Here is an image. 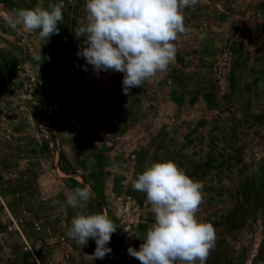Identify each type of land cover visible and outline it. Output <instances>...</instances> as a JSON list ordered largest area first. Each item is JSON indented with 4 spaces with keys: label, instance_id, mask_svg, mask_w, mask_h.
<instances>
[{
    "label": "rangeland",
    "instance_id": "374dc122",
    "mask_svg": "<svg viewBox=\"0 0 264 264\" xmlns=\"http://www.w3.org/2000/svg\"><path fill=\"white\" fill-rule=\"evenodd\" d=\"M59 0H0V264H140L154 223L132 187L171 160L203 185L197 218L216 231L206 264H264V0H198L165 72L122 92L123 73L76 53L85 0H64L59 34L11 29L17 9ZM85 66L87 70H85ZM85 209L61 208L76 188ZM105 212L111 253L67 236L77 213Z\"/></svg>",
    "mask_w": 264,
    "mask_h": 264
},
{
    "label": "clouds",
    "instance_id": "9594fccd",
    "mask_svg": "<svg viewBox=\"0 0 264 264\" xmlns=\"http://www.w3.org/2000/svg\"><path fill=\"white\" fill-rule=\"evenodd\" d=\"M198 0H85V19L75 29L77 38L84 37L76 53L93 71L123 73L122 92L139 88L158 72H165L176 55L175 41L190 31L185 25L184 10ZM64 0L50 4L49 9L36 6L6 14L5 23L13 30L20 27L38 32L47 41L59 34L63 21ZM85 70L87 67L85 66ZM132 187L146 194L152 206L154 223L146 232L139 249L129 246L127 252L140 264H206L215 248L216 231L210 222L197 218L203 202V185L185 174L171 161L154 162L138 174ZM90 185L74 189L61 208L85 209L93 198ZM117 230L105 212L77 213L67 236L80 247L95 240L93 259L111 253L107 247Z\"/></svg>",
    "mask_w": 264,
    "mask_h": 264
}]
</instances>
